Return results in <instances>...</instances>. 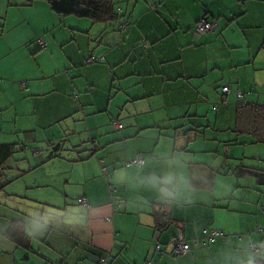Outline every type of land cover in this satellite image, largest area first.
<instances>
[{
    "label": "crops",
    "instance_id": "crops-1",
    "mask_svg": "<svg viewBox=\"0 0 264 264\" xmlns=\"http://www.w3.org/2000/svg\"><path fill=\"white\" fill-rule=\"evenodd\" d=\"M23 4L1 0V35L9 8L29 7L8 49L65 59L37 76L0 65V145L19 151L23 186L10 194L34 209L0 205V264H264V182L235 175L264 172V144L233 132L239 103L264 105V0H126L107 24ZM201 19L213 32L195 31ZM219 144L214 162L175 160ZM212 230L223 238L193 246ZM179 231L189 251L173 256Z\"/></svg>",
    "mask_w": 264,
    "mask_h": 264
},
{
    "label": "rangeland",
    "instance_id": "rangeland-1",
    "mask_svg": "<svg viewBox=\"0 0 264 264\" xmlns=\"http://www.w3.org/2000/svg\"><path fill=\"white\" fill-rule=\"evenodd\" d=\"M44 2V1H43ZM126 0H115L116 3V7L121 6L123 3L125 4ZM12 3V2H11ZM46 4V2H44ZM2 7V8H1ZM29 7H20V8H9V22H11V24L13 25L12 28H10V30H5L4 34L1 35L0 33V65H8V66H12L13 64L17 63V65L15 66H19L22 70H26L27 72H31L32 74H35V76H37V70L36 68L38 67V65H40V68L43 69L44 71H48V72H52L54 69H56V67H60L62 65L64 55L62 50H60L59 48L52 52V54H45V50H40L38 51L35 55H30V52H33V46L31 48V45H27L28 51L26 50V48H19L16 50H10L8 49V47L6 46V43L9 42L10 40H12V32H15L16 29H22V24L18 23V17L21 13L26 12V10ZM0 9H3V6H1V0H0ZM2 11L0 10V13ZM12 14L15 18L13 19L11 17ZM37 18H39L40 20H42V22H44V17H42L41 15L37 14L36 15ZM1 20L0 22L2 23V16H0ZM38 24L36 22H32L31 21V28L33 30H36L38 27ZM37 27V28H36ZM36 45V44H35ZM37 47V45H36ZM31 48V49H30ZM38 48V47H37ZM65 52V51H64ZM50 55H52L50 57ZM27 105H25V108L27 109L29 107V104L26 103ZM17 108V103L16 106ZM211 108V106H210ZM197 123V122H196ZM188 131V129L186 130V132ZM188 133V132H187ZM206 135L209 136L210 135V131L206 132ZM197 142L200 141V139H202V134L197 133ZM196 141H192L190 142L189 145H191V147L193 148V144L197 143ZM196 151V152H195ZM190 149L189 151H179L177 156L175 157L176 161H179L181 164H185V166L187 167L188 161L183 159H191V158H195L196 163L200 162L203 163L204 161H211L214 162L216 160H218L217 158L223 157V154L225 153V151L222 148V144H219V151L217 153H211V154H205L203 152V150H201V148H198L196 150ZM28 152L31 154V150L29 149ZM43 155H45L44 152H42ZM20 155L19 151H16L11 159H9L6 163V168L0 172V205L1 207L6 206L10 209H12V211L15 210H21L20 208L22 207V205H24V207L31 209L32 211H34V209L32 208V205L29 204V201L25 200L24 198H21L19 195H16V197L12 196L10 193H19L23 190V186H19V181H17L20 178V173H17L20 169L19 165H21V163H19V160H17L18 156ZM176 171V170H175ZM170 172L173 173V168H170ZM12 190V191H11ZM11 215V216H10ZM9 219H13L16 218V214L15 213H11L9 214Z\"/></svg>",
    "mask_w": 264,
    "mask_h": 264
},
{
    "label": "trees",
    "instance_id": "trees-1",
    "mask_svg": "<svg viewBox=\"0 0 264 264\" xmlns=\"http://www.w3.org/2000/svg\"><path fill=\"white\" fill-rule=\"evenodd\" d=\"M34 1L46 2L49 10L57 16L84 18L95 23H111L117 21L120 16L115 0H24L23 5L29 6ZM36 45L38 49L44 48L38 43ZM233 132L236 135L249 136L254 143L264 144V105L239 103L235 109ZM14 151L13 145H0V172L6 168V163L11 159ZM235 175H251L259 182H264V172L241 166L235 170ZM152 215L155 220V230L160 231L167 225L166 213L162 209L155 210ZM105 257L104 254L99 253L97 263Z\"/></svg>",
    "mask_w": 264,
    "mask_h": 264
},
{
    "label": "built area",
    "instance_id": "built-area-1",
    "mask_svg": "<svg viewBox=\"0 0 264 264\" xmlns=\"http://www.w3.org/2000/svg\"><path fill=\"white\" fill-rule=\"evenodd\" d=\"M214 29H215V25L213 22H209L203 19L199 20L195 26V31L198 34L213 32ZM37 43L39 44L41 48L44 47V44L40 39L37 40ZM97 61H98L97 58L91 57L87 59L85 63H92V62H97ZM221 90L223 93H225L227 92V87H222ZM237 98L240 99L241 95L237 94ZM129 164L138 166L142 164V160L137 157L134 160H132ZM108 189L109 191H113V189H111L110 187H108ZM78 203H80L83 206H86L83 200L79 199ZM215 238H223V234L215 230L204 232V235L201 238L195 239L191 243L193 244V246L202 247L212 242ZM155 251L158 254H163L164 252L163 248L159 244L155 246ZM188 251H189V245L187 241L184 240L181 232L179 231L176 234V236L172 239L171 253L173 254V256H180L184 253H187ZM103 262H104V259L99 260V263L103 264ZM146 264H152V263L151 261H149Z\"/></svg>",
    "mask_w": 264,
    "mask_h": 264
}]
</instances>
